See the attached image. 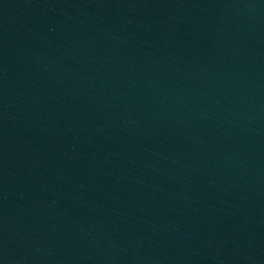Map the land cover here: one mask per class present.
<instances>
[{
	"label": "water",
	"instance_id": "water-1",
	"mask_svg": "<svg viewBox=\"0 0 264 264\" xmlns=\"http://www.w3.org/2000/svg\"><path fill=\"white\" fill-rule=\"evenodd\" d=\"M0 264H264V0H0Z\"/></svg>",
	"mask_w": 264,
	"mask_h": 264
}]
</instances>
